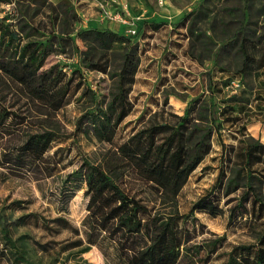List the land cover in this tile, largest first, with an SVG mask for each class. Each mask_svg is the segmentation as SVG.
Segmentation results:
<instances>
[{
  "label": "rangeland",
  "instance_id": "rangeland-1",
  "mask_svg": "<svg viewBox=\"0 0 264 264\" xmlns=\"http://www.w3.org/2000/svg\"><path fill=\"white\" fill-rule=\"evenodd\" d=\"M201 1L0 0V73L6 65L15 67V73H7L13 87L37 114L50 118L46 125L69 137L55 148L65 147L72 164L54 178L37 180L19 168L0 166V217L36 264L82 263L77 249L63 252L57 246L44 253L37 242H65L73 235L47 232L29 215H66L82 227L86 186L77 189L67 212L61 191L65 174L83 157L110 169L149 206L159 199L149 177L158 180L165 208L176 203L187 216L181 224L192 233V245L225 238L208 264L223 262L235 245L260 239L264 0ZM160 22L163 26L155 29ZM238 31L236 41L232 37ZM242 35L255 56L247 72L237 52ZM28 44L34 47L25 51ZM44 74L48 78L42 80ZM90 115L97 120L111 115V126L101 128ZM200 140L210 146L179 189L175 177L151 169L149 163H156L162 149L168 163L181 144L192 152ZM18 141V135L0 140V160L3 150ZM202 199L203 208H196ZM82 257L92 264H115L97 246ZM180 264L201 263L185 255Z\"/></svg>",
  "mask_w": 264,
  "mask_h": 264
},
{
  "label": "trees",
  "instance_id": "trees-1",
  "mask_svg": "<svg viewBox=\"0 0 264 264\" xmlns=\"http://www.w3.org/2000/svg\"><path fill=\"white\" fill-rule=\"evenodd\" d=\"M203 1L205 0L201 2ZM191 14L184 17L183 21L189 19ZM163 24L160 22L153 26L159 29ZM240 34L242 31H238L232 38L237 41ZM248 42V38L242 35L240 47H237V52L243 58V72L249 71L255 60ZM24 47L26 51L34 46L28 44ZM223 49L224 47H220L217 54ZM36 57L37 53L34 52L31 60L34 61ZM38 58L42 63L39 54ZM262 66H264V54L259 67ZM27 67L32 70L31 65ZM15 71V67L6 65L0 73V140L4 139L5 135L11 137L18 135L19 141L14 147L3 150L0 166L6 170L19 168L30 178L37 180L54 178L72 164L65 147L55 148L56 142H66L69 137L60 129L46 125L50 118L37 114L23 94L13 87L7 73H15ZM29 74V72L24 74L22 78L27 80L31 76ZM46 78L48 77L44 74L42 80ZM123 98L125 100L124 96ZM121 109L124 112L126 106L122 105ZM90 116L93 121L96 120V124L101 121L103 129L111 126V115L98 117V120L97 117ZM209 146L206 140H200L194 145L192 152H187L186 147L181 144L173 159H168V163L164 160L169 154L162 149L156 163L149 165L158 176L166 172L175 177V184L179 189L202 160L203 148ZM185 157L189 159L188 163L183 161ZM66 159L67 163H65ZM149 179L160 189L163 188L158 180L150 177ZM82 184L86 186L85 196L88 198L87 215L82 221V227L72 225L66 215L41 219L35 213H30V217L35 216V224L38 226L40 224L47 232L60 234L62 231H68L73 235L72 239L65 242H37L36 245L44 253L52 252L57 246H61L63 252L77 249V255L81 256V264H92L82 255L97 246L106 258L113 256L115 264H180L185 255L194 257L201 264H208L225 241V238L219 237L192 245L190 243L192 233L181 224L185 222L187 216L179 212L176 203L170 202L171 208L166 209L163 195L158 187L156 190L159 199L153 201V206H149L141 198L129 192L110 169L95 163L89 157H83L78 168L65 174L61 191L65 199L62 211L67 212L70 200ZM203 200L205 199L196 204V208H203L200 206L205 202ZM204 209L212 210L209 205ZM193 216L194 211L188 215V218ZM20 240L14 238L12 231L0 217V258L3 264H36L28 256ZM204 250L207 252L202 258L200 254ZM219 264H264V232L256 243L233 246L227 253V258Z\"/></svg>",
  "mask_w": 264,
  "mask_h": 264
}]
</instances>
